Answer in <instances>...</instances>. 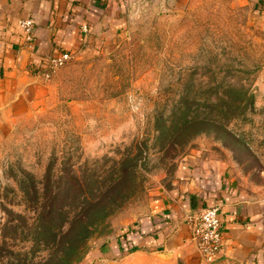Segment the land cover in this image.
<instances>
[{
  "label": "rangeland",
  "instance_id": "1",
  "mask_svg": "<svg viewBox=\"0 0 264 264\" xmlns=\"http://www.w3.org/2000/svg\"><path fill=\"white\" fill-rule=\"evenodd\" d=\"M122 13L101 51L73 54L35 100L0 103V264H187L117 258L112 243L188 157L264 197V22L249 2L127 0ZM53 193L59 211L37 241ZM202 260L264 264V252Z\"/></svg>",
  "mask_w": 264,
  "mask_h": 264
},
{
  "label": "crops",
  "instance_id": "2",
  "mask_svg": "<svg viewBox=\"0 0 264 264\" xmlns=\"http://www.w3.org/2000/svg\"><path fill=\"white\" fill-rule=\"evenodd\" d=\"M127 0H0V103L31 102L45 92L48 60L63 52H99L102 40L121 27ZM183 0H166L173 5ZM264 22V0H247ZM34 23L28 47L18 20ZM219 205V257L245 262L264 252V197L239 188L231 170L217 161L182 160L168 188L126 231L137 251L168 252L187 264H201L192 224L205 207ZM125 247L122 238L113 251ZM141 248L145 250H141Z\"/></svg>",
  "mask_w": 264,
  "mask_h": 264
},
{
  "label": "built area",
  "instance_id": "3",
  "mask_svg": "<svg viewBox=\"0 0 264 264\" xmlns=\"http://www.w3.org/2000/svg\"><path fill=\"white\" fill-rule=\"evenodd\" d=\"M18 24L24 33V43L30 47L33 41L34 23L30 18H21ZM73 54L63 52L59 55L52 56L48 60L47 70L44 73L45 78L50 77V73L63 65ZM219 219V205H212L202 209L192 224V234L197 240V250L201 259H212L218 256L221 246Z\"/></svg>",
  "mask_w": 264,
  "mask_h": 264
},
{
  "label": "trees",
  "instance_id": "4",
  "mask_svg": "<svg viewBox=\"0 0 264 264\" xmlns=\"http://www.w3.org/2000/svg\"><path fill=\"white\" fill-rule=\"evenodd\" d=\"M57 202H59V196L57 193H53L47 199L46 205L42 206L40 211H38L37 217L35 219V224L33 225L34 233L37 234L36 235L37 241L41 240L43 236L45 238L47 235L50 234V231L52 230L50 222L55 217V215L58 214L59 211V209H57L55 206ZM63 214H65V216L66 215L68 216L69 212L67 211V213H63ZM127 233L128 231H124L118 236V240L119 238H122L124 240L126 248L125 247L121 248L120 253L117 255V258L122 257L124 253L132 252L136 248L134 245H132L131 239L126 237ZM141 250H145V249L141 248Z\"/></svg>",
  "mask_w": 264,
  "mask_h": 264
}]
</instances>
